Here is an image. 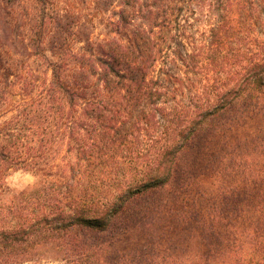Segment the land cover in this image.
<instances>
[{"label":"trees","instance_id":"obj_1","mask_svg":"<svg viewBox=\"0 0 264 264\" xmlns=\"http://www.w3.org/2000/svg\"><path fill=\"white\" fill-rule=\"evenodd\" d=\"M258 111L198 228L117 249L208 120ZM0 264H264V0H0Z\"/></svg>","mask_w":264,"mask_h":264},{"label":"rangeland","instance_id":"obj_2","mask_svg":"<svg viewBox=\"0 0 264 264\" xmlns=\"http://www.w3.org/2000/svg\"><path fill=\"white\" fill-rule=\"evenodd\" d=\"M117 6L110 10L119 11L120 7ZM262 114L258 111L244 116L228 115L208 120L207 134L196 138L190 149L178 157L177 175L172 184L164 189L165 192L159 190L140 200L136 207L129 209L126 223L121 226L122 223L118 222L113 227L121 234L117 237V249L128 253L142 249L149 252L153 245L164 247L168 246V242L173 244L179 232L198 228L197 222L192 219V211L206 215L208 194L224 190L228 185L235 188L239 184L236 179L227 177L213 180V170L219 164L220 156L233 153L250 129L261 120ZM6 182L10 189L18 192L32 186L35 178L31 173L17 171ZM185 237H188V233Z\"/></svg>","mask_w":264,"mask_h":264}]
</instances>
